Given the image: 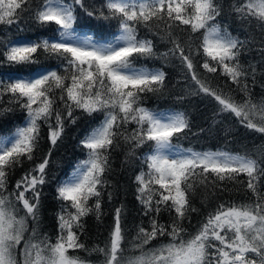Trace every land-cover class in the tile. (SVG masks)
Segmentation results:
<instances>
[{
    "label": "snow or ice",
    "instance_id": "obj_1",
    "mask_svg": "<svg viewBox=\"0 0 264 264\" xmlns=\"http://www.w3.org/2000/svg\"><path fill=\"white\" fill-rule=\"evenodd\" d=\"M233 10L264 30V0H244ZM221 11L217 0H101L92 6L85 0H0V25L19 24L27 15L42 28L55 26L46 38L0 40V69L39 66L0 71V116L17 108L25 113L23 124L0 134V264H264V156L184 147L179 141L191 131L187 114L144 106L147 94L162 93L167 76L146 62L175 60L190 81L189 94L215 102L214 122L229 114L264 134V98L255 101L247 84L256 69L240 61L248 41L216 22ZM81 13L115 22L116 31L103 38L85 31L77 26ZM158 43L166 50L159 51ZM206 74L225 78V84L214 85ZM77 110L102 119L79 142L85 158L57 184L55 239L40 237L29 223L39 221L52 148L66 122L79 119ZM45 125L52 148L10 189L15 169L34 160ZM122 147L126 160L139 161L137 200L150 228L137 226L126 246L123 210L117 208L107 241L89 249L80 238L85 218L101 219L112 153ZM229 184L251 197L219 200ZM201 189L202 204L213 197L219 202L189 231L185 221L200 212L194 200ZM164 212L168 224L158 220ZM160 237L167 242L149 247ZM78 250L99 259L88 260Z\"/></svg>",
    "mask_w": 264,
    "mask_h": 264
},
{
    "label": "trees",
    "instance_id": "obj_2",
    "mask_svg": "<svg viewBox=\"0 0 264 264\" xmlns=\"http://www.w3.org/2000/svg\"><path fill=\"white\" fill-rule=\"evenodd\" d=\"M89 6L101 3V0H85ZM222 11L217 17L216 22L221 27H227L228 30L241 40H246L245 50L242 51L240 61L245 67L253 66L256 69L255 80L251 75L247 80L251 95L255 101L264 98V30H261L256 22L251 23L242 21L233 10L234 5H239L244 0H217ZM78 27L85 31L94 32L98 37L110 36L116 31L115 22L106 23L87 17L81 13L78 20ZM55 26L51 25L42 28L27 15L19 22L11 26L0 25V40H37L50 36ZM20 29H23L21 31ZM158 39V38H157ZM167 45L158 43L159 51H165ZM42 61L46 65L55 66V60ZM148 67L162 68L166 73V87L159 94H147L144 99V106L160 111L184 112L190 120L191 131L187 133L188 138L179 142L184 147H193L197 150L224 148L233 153L248 154L253 157L264 156V134L248 130L239 124L234 116L225 114L224 117H216L221 122H214V112L217 108L215 102L210 101L203 96H194L189 94L190 81H186L181 71L178 61H171L165 64L160 59H153L146 62ZM39 66L24 68H4V72H26ZM215 84H225V78L213 74H206ZM227 86L235 89L236 85L228 82ZM237 99L243 98V93H233ZM7 100V97L5 98ZM79 117L75 124L66 122L62 139L58 141L57 146L52 148L48 140L47 126L42 127L39 150L35 154L33 161H25L24 164L15 169L10 176V189L14 187L15 182L19 180L29 168L34 167L42 161L47 155L49 148H52L50 163L47 168L48 183L44 185L40 210L39 221L33 225L29 223V229L36 227L40 237L45 234L55 239L58 232L57 213L60 208V201L56 198V188L58 182L65 178L73 167L85 158V150L80 146V141L84 136L96 127L102 119L100 114L88 116L77 110L75 113ZM25 113L16 109V111L0 116V134H9L15 130L18 125L23 124ZM204 129V131H201ZM127 149L122 147L112 153V170L107 174L108 186L104 191L101 208L102 217L98 221L95 215H89L85 218V231L80 237L81 241L90 249L96 245L103 246L109 237V233L114 224V215L117 208L123 210V224L127 229L126 246L136 235L137 226L143 225L150 228L149 217L142 214V205L137 200V191L135 175L139 172V161L134 158L126 160ZM244 178V177H242ZM246 179V178H245ZM230 191L222 193L219 200H233L236 202H245L251 197V193H245L243 188L236 191L233 185L229 184ZM112 193L109 199L108 193ZM204 190L201 189L197 194L194 204L200 208L199 213H193L191 223L185 221V226L189 231H195L199 223L206 214L211 211L219 202L215 197L208 200L207 204H202ZM158 220L160 223H170L169 214L162 213ZM30 234L26 233V238ZM161 242H167V238L160 237L151 242L149 247L158 246ZM23 247V242L20 246ZM78 254L88 260L96 261L98 256L93 253L91 256L83 250H78Z\"/></svg>",
    "mask_w": 264,
    "mask_h": 264
}]
</instances>
